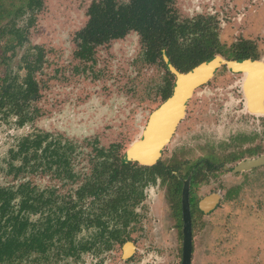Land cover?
Instances as JSON below:
<instances>
[{
  "label": "flooded vegetation",
  "instance_id": "af4514ba",
  "mask_svg": "<svg viewBox=\"0 0 264 264\" xmlns=\"http://www.w3.org/2000/svg\"><path fill=\"white\" fill-rule=\"evenodd\" d=\"M175 1L93 0L88 6L87 21L75 35V57L94 62L98 47L135 33L142 50L139 60L134 61L161 65L164 69L160 85L154 86L161 102L128 147L124 148L120 142L103 146L95 139L93 153L87 155L91 163L89 171L78 167L82 154L79 142L61 132L33 127L14 137L4 167L13 181L0 184V264H72L83 260L87 253L101 255L118 250H122L121 258L127 261L137 249L131 234L132 224L139 217L137 207L148 197V191L155 188L164 189L163 198L170 201L177 217L181 264L188 208L192 264L197 231L199 234L202 230L212 231L211 220L218 210L225 207L229 214L234 205H239L243 216L248 212L245 204L251 194L259 192L257 198L262 199L264 101L260 109H252L245 88L250 73L234 70L227 64L218 67L193 90L184 116L154 163L144 164L128 156L129 148L140 139L153 114L172 96L177 81L175 70L188 72L216 56L229 61L261 62L264 70L263 46L243 40L231 49L223 47L218 31L220 17H216L213 6L207 14L180 18ZM44 6L45 0H11L15 22L0 28L5 41L3 59L9 52L15 54L16 50L24 49L18 70L0 73V110L6 117L15 115L19 127L33 122L37 115L32 102L40 95L37 73L45 63L46 50L31 42L30 32ZM8 16L6 13L3 18ZM222 68L240 76L237 83L240 90L232 85V94L228 90L214 93L211 109L197 112L194 127L210 124L211 131L200 136L192 157L184 143L165 155L197 90L211 82ZM230 102L235 104L231 106ZM203 118L206 120L202 121ZM254 160L256 163L244 165ZM38 173L50 174L67 190L61 191L55 184L41 188L34 180ZM242 218L239 223H243ZM24 222L27 223L20 226ZM31 233L35 237L33 247L29 246Z\"/></svg>",
  "mask_w": 264,
  "mask_h": 264
},
{
  "label": "rangeland",
  "instance_id": "374dc122",
  "mask_svg": "<svg viewBox=\"0 0 264 264\" xmlns=\"http://www.w3.org/2000/svg\"><path fill=\"white\" fill-rule=\"evenodd\" d=\"M92 1L45 0L44 8L38 13L30 40L45 48L46 57L42 70L37 73L40 95L32 102L37 115L33 122L19 127L15 115L6 117L0 110V184L13 181L4 167L15 136L33 127L61 132L79 142L82 154L78 158V167L89 171L91 163L87 155L93 153L95 139L103 146L120 142L124 148L128 147L139 136L150 112L161 102L154 86L160 85L164 69L161 65L134 61L139 60L142 50L135 33L98 47L94 62L75 57V35L85 25ZM3 2L7 9L11 8V0ZM210 6L217 10L216 17H220L218 31L225 49H231L233 44L243 40L264 47V0H176L174 5L180 18L207 14ZM15 17L14 12H10L0 21V28L15 22ZM4 44L0 35V73L8 69L16 72L24 49L16 50L15 54L9 52L3 59ZM261 55L264 56V52ZM239 79L240 76L222 68L211 82L197 90L185 121L173 142L166 147L165 155L184 143L192 157L200 136L208 135L209 129L211 131L210 124L194 127L197 112L211 109L214 93L228 90L232 94V85L240 90ZM234 104L230 102L231 106ZM231 106L228 108L232 109ZM188 123L193 126L186 127ZM34 180L41 188L55 184L61 191L67 190V186L50 174L38 173ZM164 194L161 188L150 190L148 197L137 207L139 217L131 228L137 249L129 260L124 261L122 250H118L101 255L87 253L83 260L72 264H181L178 220L170 201L163 198ZM257 195L259 192L249 196L245 204L249 209L243 216L239 213V205H234L236 208L233 207L229 214L223 207L211 220L214 223L212 231L202 230L200 234L197 231L192 264H264V195L262 199ZM241 218L243 223H239Z\"/></svg>",
  "mask_w": 264,
  "mask_h": 264
},
{
  "label": "water",
  "instance_id": "95a60500",
  "mask_svg": "<svg viewBox=\"0 0 264 264\" xmlns=\"http://www.w3.org/2000/svg\"><path fill=\"white\" fill-rule=\"evenodd\" d=\"M223 64H227L234 70H242L250 73L245 87L249 96V103L252 109H260L264 101V70H261V62L247 59L229 61L220 56H216L188 72L182 73L175 70L177 81L172 96L153 114L149 125L146 127L140 139L135 141L129 148L128 156L144 164L154 163L160 157L161 151L169 141L177 123L184 116L187 101L193 93V90L206 82L217 68ZM255 161L244 165L249 166L256 163ZM185 204L187 205V203ZM186 209L182 264H191L192 232L189 211L188 208Z\"/></svg>",
  "mask_w": 264,
  "mask_h": 264
},
{
  "label": "trees",
  "instance_id": "16d2710c",
  "mask_svg": "<svg viewBox=\"0 0 264 264\" xmlns=\"http://www.w3.org/2000/svg\"><path fill=\"white\" fill-rule=\"evenodd\" d=\"M3 4H4L3 0H0V21L3 18L5 13L9 14L13 10V9H11L12 7L7 9L6 5L4 6ZM10 5H11V3H10ZM20 7H21V9L23 8L22 5H20ZM26 223L27 222L20 223V226H24V224H26ZM28 239L30 240L29 246L33 247L34 242H35V237H34L33 233H31V235L28 237Z\"/></svg>",
  "mask_w": 264,
  "mask_h": 264
}]
</instances>
